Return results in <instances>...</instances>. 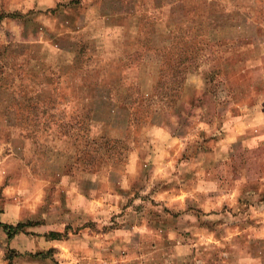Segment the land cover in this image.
<instances>
[{"label":"rangeland","instance_id":"rangeland-1","mask_svg":"<svg viewBox=\"0 0 264 264\" xmlns=\"http://www.w3.org/2000/svg\"><path fill=\"white\" fill-rule=\"evenodd\" d=\"M71 1L0 0V14L28 15L0 23V47L8 48L0 59V221L23 225L12 235L0 226V264H264V0H217L232 15L223 27L181 32L178 39L194 37V57L186 55L177 101L171 109L158 101L159 112L134 127L130 117L124 123L129 102L115 89L142 79L148 90L156 68L128 75L130 60L119 61L102 76L104 42L94 33L88 43L74 23L87 14L92 25L105 12L119 19L123 9L136 23L153 0L137 13L128 0H77L59 16L46 14ZM203 1L187 5L194 23ZM115 32L106 44L113 55L122 49ZM57 37L69 47L84 40L85 54L80 63L62 57L78 69L47 65L56 82L40 88L15 70L27 59L13 48ZM41 89L56 90L53 102L46 105ZM89 111L99 132L126 140L124 149L96 152Z\"/></svg>","mask_w":264,"mask_h":264},{"label":"crops","instance_id":"crops-1","mask_svg":"<svg viewBox=\"0 0 264 264\" xmlns=\"http://www.w3.org/2000/svg\"><path fill=\"white\" fill-rule=\"evenodd\" d=\"M127 1V0H125ZM136 9H134V4L132 3L133 0H128L132 4V11L129 9L130 12L134 13L141 3V5L144 6L147 5L148 0H136ZM177 0H153L154 7H152L150 10H146V12L143 11L141 15H137L136 20L139 22L136 23H130L126 18V13L124 12V9L121 11V14L118 18H109L107 16V13L105 12L104 16L98 21L92 20L90 23L92 25H89L87 21L90 20L89 15L86 14V22L83 20H77L75 24L76 29L80 33H85L84 36L87 37V41L92 40V36L95 33V39L97 40L100 38L104 42V46L100 47L99 50H102L101 56H97L98 60H100L101 64L103 65L101 72V75H107L110 73V69H112L119 61L121 62H127L129 61V66L126 68L128 75H131V70L140 68L141 70L148 64H152L154 68H156L154 74L155 76H152V80L149 83L148 90H144V83L142 79H139V81L136 79V82L133 83L131 86L136 89H132L131 87L125 88L126 90L119 91L118 89H115V93L118 97L124 96V99H126L128 103V109L130 105L132 104V100L134 98V93L138 92L142 95L148 97L152 95L155 92V87L157 83L160 80V73L162 70V56L159 51L164 49L165 47H169L176 43L177 40L181 43H189L192 41L194 37L188 36L189 39H184V36L178 39L177 29L183 28L184 29V35H188V28H190L193 24L195 27H199L200 29L208 28L210 27H223V24H225L226 19L232 18L231 14L226 15V12L224 10H221L222 4L220 2L216 1H203L201 5V18L200 23H194L192 22V16L191 13L193 10H189L187 8V5L190 3V0H185V9L181 11H177L176 9V2ZM125 2L123 3V5ZM58 7V6H57ZM56 7V9H57ZM91 7H96L95 4H92ZM223 7V6H222ZM125 8V6H124ZM56 9H52L50 11H46V14L51 15H60L61 11L63 10H57L58 12H53ZM89 9V8H88ZM264 11V8H263ZM42 12V11H41ZM151 12V13H150ZM13 13V12H12ZM45 14V13H44ZM125 14V15H124ZM27 16L25 15V19L23 21L21 20H14L18 21L20 23L27 22ZM240 14L237 13L236 18L239 20ZM235 18V17H234ZM5 20V19H4ZM13 20V19H8ZM102 26L104 29H108L105 33H97L98 30L102 29ZM120 30V37L117 39L118 44H122L121 52L115 53L113 55L112 53H109L107 50L106 44L109 43H115L114 41V34L116 33V30ZM132 31H135L136 35L134 36ZM99 35H97V34ZM205 32H200V34H204ZM49 41L52 43H36L40 45V51L42 53V57L45 58V64H46V72L48 73V67L47 65L51 64L52 71H61V68L64 69H70V68H77L78 64H68L63 61V59L66 57V55H72L73 60H78L80 63V60L77 58V55L82 58V54H85V50L83 47L84 40L74 43V45H71L69 47L66 45L67 43H63L60 40V37L57 38H51ZM218 42L224 41L222 38L217 39ZM15 42V41H14ZM28 43L27 41H25ZM32 44V43H28ZM125 45V48L123 46ZM136 44L135 51L130 53V48L128 45H134ZM56 47V49H53L55 53H53L50 50V47ZM2 50L3 48L0 47V59L2 56ZM64 56V58H62ZM63 61V63L61 62ZM67 67V68H65ZM75 69V70H76ZM124 69V70H126ZM93 72V71H92ZM113 73V72H112ZM79 74V73H78ZM116 75L115 73H113ZM187 75V73H186ZM128 86L131 85L132 81H129L128 76ZM99 92V91H98ZM122 92L124 94H122ZM100 93V92H99ZM110 96H108V99H111V93L110 90L107 91ZM106 98V97H105ZM106 99V100H108ZM112 100V99H111ZM130 104V105H129ZM124 106V105H123ZM117 108V106L115 105ZM97 115V114H96ZM95 117L91 120V132L93 134V138H99L102 136L108 137L109 135L102 130V132L98 131L96 129V120ZM96 122V123H95ZM126 125L129 124V113H128V120L125 121Z\"/></svg>","mask_w":264,"mask_h":264},{"label":"trees","instance_id":"trees-1","mask_svg":"<svg viewBox=\"0 0 264 264\" xmlns=\"http://www.w3.org/2000/svg\"><path fill=\"white\" fill-rule=\"evenodd\" d=\"M76 2H79V1L72 0L67 5H63V6L60 5L53 12L56 13L58 12L57 10H62L65 7H73L76 4ZM4 19L23 20L25 19V15L18 13V12L0 14V23ZM177 30H178L177 31L178 35L181 32H184L183 28H178ZM214 44L217 45L216 43ZM195 45L202 47V46H206V43L205 45L204 44L201 45V43H195ZM40 48H41L40 45H36V46L15 45L13 49H16L17 52L20 49V51H22L23 53H26L25 59H27V61L23 63L21 66L18 64V68H16L15 70L21 75H24L26 78L28 77V75H31V77H34L38 82V87L42 88L45 84L50 85L56 82L55 80L56 78L54 77L56 73L54 72L52 76H49V73L46 72V64H45L46 60L44 57H42ZM3 51L4 52H2L1 57L5 59L8 48L7 47L4 48ZM159 52L162 56V70L160 73V80L155 87V92L148 97L142 95L141 93L135 92L136 95L134 96L132 100V104H131L132 106L129 107L131 111L129 112L130 127L131 126L134 127L135 125L140 124L139 122H142L144 118L150 119L153 116V114H157L159 112L160 108L167 107L171 109L174 107V104L177 101L179 93L182 89V85L186 79V68L184 67L185 62L188 61V57H194V53L192 49H190L188 43L187 42L181 43L179 42V40H177L176 43L172 44L170 48L165 47ZM186 55H188V57ZM5 62L6 64L4 65L7 68L8 63L7 61ZM23 80H24L23 78H20V81L23 82ZM1 87L2 85H0V88ZM40 91H43L44 92L43 95H46L45 98L43 97L46 105L50 101L53 102V99L56 96L55 89L50 90L49 92H46L43 89H41ZM158 101L161 102L163 106L160 107L159 109H156L155 106ZM15 105H17V103ZM9 107H10V110L12 111L13 110L11 108L12 103ZM27 109L29 108L27 107ZM39 109L40 108L38 107H33L31 108L30 111L33 113V110L38 111ZM139 111L141 113H139ZM41 114L46 115L47 117H50L46 113H41ZM143 115L145 116L143 117ZM87 119H89L88 121L92 120V114H90V111L88 113ZM90 123H89V126H90ZM57 127L60 128L59 126ZM73 128L74 127H72V129ZM84 130L86 132L89 131L88 128H85ZM93 141H94L93 144H96L97 146L96 152H99L102 149H106V151H108L109 153L111 150H117L119 147H123L124 149L125 147L123 144L125 143L126 140L112 139L106 136H102V137L93 139ZM120 145H123V146H120ZM111 153L114 154V152L112 151ZM0 226L4 227L8 231L9 235H12L11 233H14V232H16L15 234H17L18 228L23 227V225H18V227H12V226H6V225L4 226L1 223V221H0ZM50 236H55L54 240H56L57 239L56 236L58 235L53 234Z\"/></svg>","mask_w":264,"mask_h":264}]
</instances>
